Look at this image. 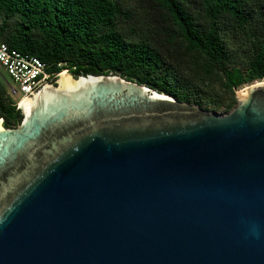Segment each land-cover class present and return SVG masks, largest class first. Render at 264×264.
<instances>
[{"label": "water", "instance_id": "1", "mask_svg": "<svg viewBox=\"0 0 264 264\" xmlns=\"http://www.w3.org/2000/svg\"><path fill=\"white\" fill-rule=\"evenodd\" d=\"M207 114L62 73L0 120V264H264V80Z\"/></svg>", "mask_w": 264, "mask_h": 264}, {"label": "trees", "instance_id": "2", "mask_svg": "<svg viewBox=\"0 0 264 264\" xmlns=\"http://www.w3.org/2000/svg\"><path fill=\"white\" fill-rule=\"evenodd\" d=\"M0 42L52 76L116 74L226 115L236 90L264 80V0H0ZM4 81L0 119L15 128Z\"/></svg>", "mask_w": 264, "mask_h": 264}, {"label": "built area", "instance_id": "3", "mask_svg": "<svg viewBox=\"0 0 264 264\" xmlns=\"http://www.w3.org/2000/svg\"><path fill=\"white\" fill-rule=\"evenodd\" d=\"M58 66L60 67L61 64ZM0 69L10 79L8 94L17 106L42 84L60 75H50L45 63L33 56L10 49L2 42H0Z\"/></svg>", "mask_w": 264, "mask_h": 264}, {"label": "rangeland", "instance_id": "4", "mask_svg": "<svg viewBox=\"0 0 264 264\" xmlns=\"http://www.w3.org/2000/svg\"><path fill=\"white\" fill-rule=\"evenodd\" d=\"M231 48H233V46H231ZM234 57H236V60H237V63L238 64H242L243 63V61H244V57L242 56V54H240V53H237L236 52V55L234 56ZM0 72H1V76H0V79H1V77H3L4 78V82H6V85H7V87L9 88V85H10V79L6 76V74H3L2 73V70L0 69ZM68 72V71H67ZM68 75H72V74H70L69 72H68ZM247 85H245V86H243V87H241V88H244V87H246ZM204 111V110H203ZM204 112H206V111H204ZM207 114H217V115H220V116H224V115H222L220 112H216V113H211V112H206ZM0 120H2V119H0ZM2 123H3V120H2Z\"/></svg>", "mask_w": 264, "mask_h": 264}, {"label": "bare ground", "instance_id": "5", "mask_svg": "<svg viewBox=\"0 0 264 264\" xmlns=\"http://www.w3.org/2000/svg\"><path fill=\"white\" fill-rule=\"evenodd\" d=\"M62 73H66V74L68 75V72H67V71H63V72H61L60 74H62Z\"/></svg>", "mask_w": 264, "mask_h": 264}]
</instances>
